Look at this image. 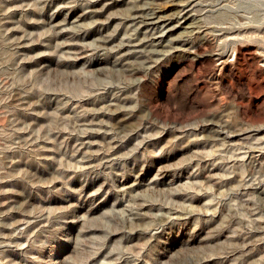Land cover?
Wrapping results in <instances>:
<instances>
[{"label":"rangeland","instance_id":"rangeland-1","mask_svg":"<svg viewBox=\"0 0 264 264\" xmlns=\"http://www.w3.org/2000/svg\"><path fill=\"white\" fill-rule=\"evenodd\" d=\"M0 264H264V0H0Z\"/></svg>","mask_w":264,"mask_h":264},{"label":"bare ground","instance_id":"bare-ground-1","mask_svg":"<svg viewBox=\"0 0 264 264\" xmlns=\"http://www.w3.org/2000/svg\"><path fill=\"white\" fill-rule=\"evenodd\" d=\"M185 6V5H184ZM182 5V10H181V14L184 13L185 7ZM158 15V14H157ZM145 16V15H144ZM176 18V17H175ZM189 16H186L185 19L183 18V21L181 20V22H185L186 19H188ZM160 18H158V16H155L153 14L151 15H147L143 18V25L145 27H149V28H153L154 26H156L159 22H160ZM174 21V20H173ZM179 21V20H178ZM162 22V21H161ZM188 22V20H187ZM182 26V25H181ZM184 26V25H183ZM198 27V26H197ZM196 27V28H197ZM142 28V27H141ZM226 60V59H225ZM226 63V62H224Z\"/></svg>","mask_w":264,"mask_h":264}]
</instances>
